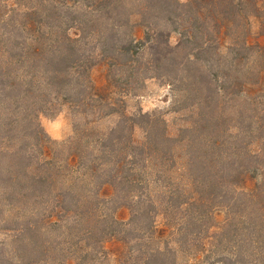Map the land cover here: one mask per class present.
Instances as JSON below:
<instances>
[{"label":"trees","instance_id":"trees-1","mask_svg":"<svg viewBox=\"0 0 264 264\" xmlns=\"http://www.w3.org/2000/svg\"><path fill=\"white\" fill-rule=\"evenodd\" d=\"M252 2L0 0V264H109L111 239L124 245L113 264H264V32L251 37ZM154 77L173 87L175 133L122 109L118 96ZM65 106L85 124L54 141L39 118Z\"/></svg>","mask_w":264,"mask_h":264},{"label":"rangeland","instance_id":"rangeland-1","mask_svg":"<svg viewBox=\"0 0 264 264\" xmlns=\"http://www.w3.org/2000/svg\"><path fill=\"white\" fill-rule=\"evenodd\" d=\"M245 11V15L250 21L251 37L252 39L258 38L261 30L264 32V28H262L264 27V0H253L252 4L250 3ZM254 15H258L259 18L254 17ZM162 17V15L156 17L158 26L161 29L170 30L171 26H169ZM260 39L262 40L264 37L260 36ZM178 40L179 35L177 33L170 34L169 41L172 46H175L178 43ZM93 78L100 85L104 83L106 69L102 64H99L94 69ZM138 83V85L136 84L135 87L131 88L128 95L118 96L124 98L122 109H124L125 113L130 116L138 115L140 113L162 116L168 121L170 131L175 133L178 129L179 123H181V119H179L180 115L174 112V92L170 82L163 78L154 77L145 79L142 84L140 79ZM118 120L119 119L116 116L104 117L95 124V127L98 130L108 131L116 125ZM39 121L52 140L61 142L68 141L72 138L76 123L82 125L85 124V118L75 115V113L69 110L66 106L55 111V113L41 115ZM137 136L141 137L142 133L137 131ZM118 216L122 219H127L129 214L127 211L120 209L118 211ZM225 218V211L219 210L214 215V222L222 223ZM158 223L159 230L166 233L160 217L158 218ZM7 240L5 231L0 228V250L3 249L8 251L10 247L9 244L4 246V242L7 243ZM106 248L110 258L108 263L113 264L118 258V255L124 250V245L117 239H111L107 242Z\"/></svg>","mask_w":264,"mask_h":264}]
</instances>
